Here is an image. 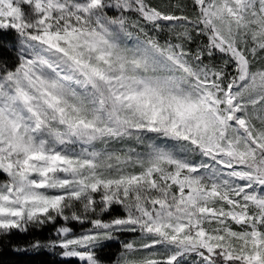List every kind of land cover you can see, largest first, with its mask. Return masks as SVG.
Instances as JSON below:
<instances>
[{"label":"snow or ice","instance_id":"snow-or-ice-1","mask_svg":"<svg viewBox=\"0 0 264 264\" xmlns=\"http://www.w3.org/2000/svg\"><path fill=\"white\" fill-rule=\"evenodd\" d=\"M0 177L16 253L264 264V0H0Z\"/></svg>","mask_w":264,"mask_h":264},{"label":"trees","instance_id":"trees-1","mask_svg":"<svg viewBox=\"0 0 264 264\" xmlns=\"http://www.w3.org/2000/svg\"><path fill=\"white\" fill-rule=\"evenodd\" d=\"M163 0H154V3H161ZM2 179V177H0ZM87 227L88 225H84ZM74 230L78 231L82 229L79 224H73ZM54 238V230L51 227H46L42 230H33L27 234L17 233L12 237L13 244L23 245L31 240H48ZM119 245L112 244L110 247L106 248L101 255L108 262V264L115 258L119 253ZM0 264H77L75 260L66 261L63 257L59 255V250L57 252H41L40 254L33 253H16L12 251L11 247L8 246L7 242L0 245Z\"/></svg>","mask_w":264,"mask_h":264},{"label":"rangeland","instance_id":"rangeland-1","mask_svg":"<svg viewBox=\"0 0 264 264\" xmlns=\"http://www.w3.org/2000/svg\"><path fill=\"white\" fill-rule=\"evenodd\" d=\"M83 227H85V226H83ZM88 227V226H87ZM86 228V227H85ZM82 229H80V230H78V231H76V230H74L76 233H79L80 231H81ZM122 239H127V240H130V239H133V237L131 236V235H128V236H124V237H122ZM110 264V263H109Z\"/></svg>","mask_w":264,"mask_h":264}]
</instances>
